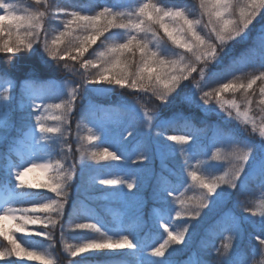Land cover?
<instances>
[{
	"label": "snow or ice",
	"instance_id": "1",
	"mask_svg": "<svg viewBox=\"0 0 264 264\" xmlns=\"http://www.w3.org/2000/svg\"><path fill=\"white\" fill-rule=\"evenodd\" d=\"M0 61L31 64L19 80L0 68L2 264H60L58 244L68 264H212L208 255L220 257L216 264H264V206L233 200L252 185L264 189V0H199L198 14L173 0H101L92 10L0 0ZM49 70L63 75H42ZM145 97L159 103L148 109ZM177 126L184 134L167 133ZM211 138L219 143L208 147ZM222 145L230 148L223 157ZM186 155L177 169L173 161ZM209 155L228 167L201 166ZM37 172L40 182L27 179ZM96 201L120 205L117 228ZM209 214L205 233L224 242L216 248L202 237L200 253L178 259ZM256 216L254 243L233 244Z\"/></svg>",
	"mask_w": 264,
	"mask_h": 264
},
{
	"label": "trees",
	"instance_id": "2",
	"mask_svg": "<svg viewBox=\"0 0 264 264\" xmlns=\"http://www.w3.org/2000/svg\"><path fill=\"white\" fill-rule=\"evenodd\" d=\"M15 3H17L20 7H25L27 6L28 3L31 2V0H14ZM57 2H59L62 5L65 6H76V7H82L85 10H92L95 9L97 4L101 3V0H57ZM108 2H115V0H108ZM173 2H178V3H184L186 5H188L189 7L195 5V9L197 14L199 13V0H173ZM257 19H259V17H257ZM59 21H54V23H58ZM0 68H5L6 70L12 72V74L17 78V80L21 79L23 76H25L26 74H28V69L29 67H31V64L29 62H27L25 64V67L23 66H19V65H9V63L7 62H0ZM234 73L236 75H245V70L243 69L242 66H237L236 68L233 69ZM248 72L252 71V68L249 67L247 69ZM43 76H54L56 78L58 77H62V73H56L53 72L51 70H49L48 72L42 73ZM237 96H239L237 94ZM147 101V102H146ZM141 103H143L145 105L146 108L151 109L152 104L153 103H159L158 101H154V100H141ZM151 106V107H148ZM79 112V108L76 112V114H78ZM49 123H53V122H49ZM74 123H76L74 121ZM90 126V125H89ZM168 134H184L185 129L183 127L177 126L175 128H169L166 130ZM80 134L81 135H85L86 134V129L84 128V126H81L80 129ZM94 143H96L94 141ZM213 143H219L218 141L212 140V139H205L204 140V144L208 147H211V145ZM71 146L74 148H72L73 153L75 152V148H76V142L72 141L70 142ZM74 144V146H73ZM175 147L179 148V145H175ZM222 147V146H221ZM57 151H59V149H57ZM211 151L214 152L215 148H211ZM222 151V150H221ZM77 155V153H74V157ZM184 159H191L190 155H186L185 157H178L175 161H173L174 166L179 169L181 163H183ZM200 161H201V166H206L209 163H215V161H212L211 156L209 155L208 157H204V156H200L199 157ZM193 163H195V161H192ZM224 168H227L228 166L226 165H220ZM216 174H222L221 172H217ZM76 184H79V180H76ZM38 191L41 192H46L45 189H39ZM48 195H51V193H48ZM78 195V189L74 186L70 192V203L68 206V210H71V201L75 200L77 198ZM239 200L241 201L243 204H247L251 209L253 210H261L262 206H264V189L259 188L256 185H252L248 191L240 194L239 196H236L234 194L233 196V200ZM93 207L96 209V212L100 215V218L102 219V221L110 228H117L119 221L122 218V209L120 207L119 204L114 203L111 205H107L105 206V204L102 201H96L93 204ZM236 212L240 215H246V216H250V213H246L244 212V209L242 207H237ZM76 219H84V216H79V217H75ZM214 215L213 214H209L205 217H202L200 221H198L201 225V227L197 230V234L193 239L192 242V247L189 248L187 251L184 252V254L180 257H178V259H184L185 256L188 255L189 252L195 250L197 253L201 252V248L197 246V241H201V238L203 237V243L204 244H209V243H214V246L216 248H219L221 246V244L224 242L223 238L218 237L215 234H206L204 229L206 227H208L211 223L212 220L214 219ZM254 221V222H253ZM130 223V221H128ZM177 224V226H182L183 225V220L181 221H176L175 222ZM260 227V217L256 216V217H251L250 222L245 224V234L242 237L241 240H236L233 239L232 243L237 245L238 247H248L251 246L254 241L251 240L250 236L248 235L249 233L253 232V231H258ZM162 229H159V232L162 233ZM83 235H97L95 233H92L88 230H84ZM227 234H225L226 236ZM67 238V236H66ZM0 240H2V238H0ZM69 243H74V240L69 239L68 240ZM209 252L212 251V248L208 249ZM57 254L61 256V262L60 264H68V260L64 259V257L66 256V254L63 252L62 247L58 244L57 245ZM79 259V258H76ZM195 259V258H194ZM206 259H208L209 261L212 262V264H216V261L220 259V257L216 256V255H208L206 256ZM0 264H2V262H0ZM19 264V262H18ZM25 264H38V262L35 261H30V262H25ZM120 264H139V261L135 258V257H128L126 258L125 261H121ZM189 264H191V262H189Z\"/></svg>",
	"mask_w": 264,
	"mask_h": 264
},
{
	"label": "rangeland",
	"instance_id": "3",
	"mask_svg": "<svg viewBox=\"0 0 264 264\" xmlns=\"http://www.w3.org/2000/svg\"><path fill=\"white\" fill-rule=\"evenodd\" d=\"M0 62H4V61H0ZM28 61H17L16 62V64L15 65H19V66H23V67H25V64L27 63ZM1 65V64H0ZM9 65H12V64H9ZM63 74V73H62ZM59 78H61V77H58V79ZM0 87H2V86H0ZM12 95L14 96V97H16V99L15 100H13V102H12V107L15 109L16 107H17V102H18V100H19V97L16 95V93L15 92H13L12 93ZM227 95V94H226ZM239 95V94H238ZM93 100L96 102V103H100V104H102V103H106L107 102V100H106V98L105 97H103V96H96V97H93ZM143 100H148L146 97L143 99ZM52 102H56V103H59L60 102V100L59 99H56V100H54V101H52ZM87 99H85L84 101H83V103H85V104H87ZM147 102V101H146ZM159 102V101H158ZM80 107V101H77V109H76V112H77V110H78V108ZM148 107H151V106H148ZM76 114V113H75ZM20 115V113L19 112H16V116L18 117ZM75 121V120H74ZM74 121L72 122V125H71V127H72V135L69 137V143L70 142H72V141H74L75 142V140H76V123H74ZM154 134V133H153ZM241 135H243V133H241ZM212 140H215L214 138H211ZM73 146H74V144H73ZM73 148V147H72ZM74 149V148H73ZM221 156L223 157V156H225L226 154H227V152H229L230 151V148H228L227 146H223L222 145V147H221ZM75 153V152H74ZM75 156H79V154L77 153V155H75ZM13 159V162H16L15 161V157H13L12 158ZM216 162V164L218 165V166H220V165H226V166H228V164H227V162L225 161V160H223V159H221L220 161H215ZM7 164V161L6 160H0V165H6ZM27 179H29V180H33V181H36V182H40L41 181V174L39 173V172H37V173H31V174H29V176L27 177Z\"/></svg>",
	"mask_w": 264,
	"mask_h": 264
}]
</instances>
